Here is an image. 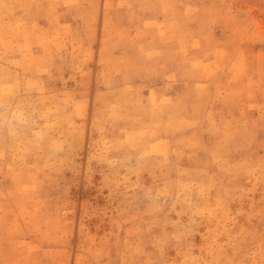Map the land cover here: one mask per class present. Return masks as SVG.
<instances>
[{
	"label": "rangeland",
	"instance_id": "374dc122",
	"mask_svg": "<svg viewBox=\"0 0 264 264\" xmlns=\"http://www.w3.org/2000/svg\"><path fill=\"white\" fill-rule=\"evenodd\" d=\"M0 264H264V0H0Z\"/></svg>",
	"mask_w": 264,
	"mask_h": 264
}]
</instances>
